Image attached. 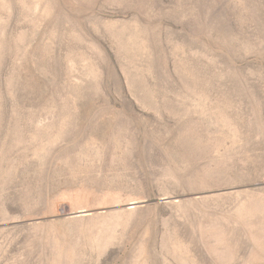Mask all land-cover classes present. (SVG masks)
I'll return each mask as SVG.
<instances>
[{"label": "rangeland", "instance_id": "1", "mask_svg": "<svg viewBox=\"0 0 264 264\" xmlns=\"http://www.w3.org/2000/svg\"><path fill=\"white\" fill-rule=\"evenodd\" d=\"M0 264H264V0H0Z\"/></svg>", "mask_w": 264, "mask_h": 264}]
</instances>
